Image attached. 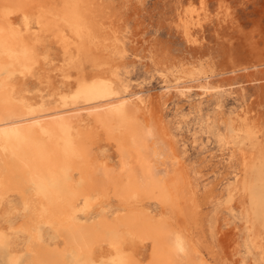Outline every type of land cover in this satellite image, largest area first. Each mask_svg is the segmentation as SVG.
Returning a JSON list of instances; mask_svg holds the SVG:
<instances>
[{
    "label": "bare ground",
    "instance_id": "bare-ground-1",
    "mask_svg": "<svg viewBox=\"0 0 264 264\" xmlns=\"http://www.w3.org/2000/svg\"><path fill=\"white\" fill-rule=\"evenodd\" d=\"M104 1L0 0V217L25 236L26 264H216L196 232L201 194L213 199V187L200 184L160 121L174 83L133 93L115 65L90 54L100 44L118 52L117 34L97 18ZM188 17L202 26L206 11ZM48 37L63 50L64 68ZM3 222L0 243L8 238ZM250 233L245 248L264 261ZM18 259L12 252L9 261Z\"/></svg>",
    "mask_w": 264,
    "mask_h": 264
},
{
    "label": "rangeland",
    "instance_id": "rangeland-1",
    "mask_svg": "<svg viewBox=\"0 0 264 264\" xmlns=\"http://www.w3.org/2000/svg\"><path fill=\"white\" fill-rule=\"evenodd\" d=\"M102 5L97 18L101 26L105 22L109 36L117 34L118 52L100 44L90 54L94 51L103 63L115 65L133 93L161 91L174 83L166 104L159 105L160 121L176 135L177 148L200 184L213 187V199L201 194V225L196 230L205 252L216 264H233L243 257L264 264L245 248L251 232L254 251L264 250V0H105ZM201 8L206 20L202 26L191 25L188 15ZM45 45L51 47L55 65H68L63 50L49 37ZM83 66L85 72L92 71L91 62ZM77 71L71 66L67 71L72 82ZM243 153L249 156L246 166ZM234 183L237 189L228 194ZM16 217L7 219L12 223ZM4 222L8 238L0 243V264H12V252L19 254V264H26L25 236ZM44 234L55 238L47 228Z\"/></svg>",
    "mask_w": 264,
    "mask_h": 264
}]
</instances>
